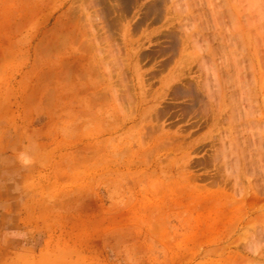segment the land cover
I'll list each match as a JSON object with an SVG mask.
<instances>
[{"label":"rangeland","instance_id":"obj_1","mask_svg":"<svg viewBox=\"0 0 264 264\" xmlns=\"http://www.w3.org/2000/svg\"><path fill=\"white\" fill-rule=\"evenodd\" d=\"M136 1L0 0V264H264V0Z\"/></svg>","mask_w":264,"mask_h":264},{"label":"bare ground","instance_id":"obj_2","mask_svg":"<svg viewBox=\"0 0 264 264\" xmlns=\"http://www.w3.org/2000/svg\"><path fill=\"white\" fill-rule=\"evenodd\" d=\"M129 2V1H128ZM131 2V1H130ZM159 2H160V0H144V1H142V0H138V1H136V4H137V6L140 8L139 10H143V9H148V10H150L151 8H154V6H156L157 4H159ZM264 15V14H263ZM168 34H170V33H168ZM167 34V35H168ZM165 61V60H164ZM162 64V63H161ZM165 65V64H164ZM167 65V64H166ZM163 66V65H162ZM168 66V65H167ZM161 68V67H160ZM163 68V67H162ZM158 70V69H157ZM164 70V69H163ZM162 70V71H163ZM161 73V72H160ZM159 73V74H160ZM155 74V73H154ZM154 77H155V75H154ZM154 77H152V78H154ZM150 79H151V76H150ZM188 79V78H187ZM191 81V80H190ZM186 82V81H185ZM244 83H246L247 84V82H244ZM190 84V83H189ZM192 85V84H191ZM195 85V84H194ZM245 85V84H244ZM181 87H180V85H178V86H175L174 87V93H175V96H177V94H178V92H179V89H180ZM188 90V89H187ZM186 90V91H187ZM189 91V90H188ZM200 91V90H199ZM181 92V91H180ZM184 93V92H183ZM202 93V92H201ZM173 94V93H172ZM186 94V93H185ZM190 94V93H189ZM195 94V93H194ZM198 94V93H197ZM200 95V94H199ZM187 96V95H186ZM201 96V95H200ZM178 97H175V99H177ZM198 98V97H197ZM174 99V98H173ZM200 99V98H199ZM198 99V100H199ZM203 99V98H202ZM202 99H200V100H202ZM191 101H192V99H190ZM205 101V100H204ZM170 103V102H169ZM181 103V102H180ZM205 103V102H204ZM164 104V103H163ZM183 104V103H182ZM206 105V104H205ZM177 106H182L181 104H174V105H172V104H165V105H162V106H159V107H157V108H155L154 109V120L156 119V121L157 120H159L160 121V119L162 118V117H172V116H174V115H183L182 113H180V114H178L177 112V110L176 111H173V109L175 108V107H177ZM183 107V106H182ZM210 107V106H209ZM182 109H184V107L183 108H180L179 110H182ZM192 110H193V108H192ZM210 111V110H209ZM188 113V112H187ZM185 114V113H184ZM189 114V113H188ZM187 114V115H188ZM190 114H191V112H190ZM186 115V116H187ZM193 115V114H192ZM185 116V117H186ZM194 116V115H193ZM196 116V115H195ZM192 119V118H191ZM178 120H180V119H178ZM190 121V120H189ZM160 123V122H159ZM173 123V122H172ZM171 124V123H170ZM191 124V123H190ZM157 126V125H156ZM149 127V126H148ZM158 127H160V126H158ZM191 127V126H190ZM153 128H155V126L153 127ZM183 128V127H182ZM157 129V128H156ZM148 130H150V128L148 129ZM154 131H156V130H154ZM151 132H152V130H151ZM144 139V138H143ZM201 164H202V162H201Z\"/></svg>","mask_w":264,"mask_h":264}]
</instances>
